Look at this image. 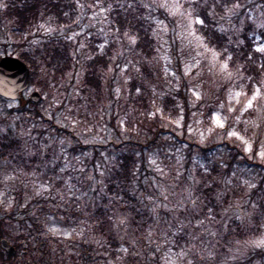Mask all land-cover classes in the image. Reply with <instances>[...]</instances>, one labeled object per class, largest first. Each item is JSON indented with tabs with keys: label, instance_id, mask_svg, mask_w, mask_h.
Wrapping results in <instances>:
<instances>
[{
	"label": "rangeland",
	"instance_id": "rangeland-1",
	"mask_svg": "<svg viewBox=\"0 0 264 264\" xmlns=\"http://www.w3.org/2000/svg\"><path fill=\"white\" fill-rule=\"evenodd\" d=\"M9 1L0 0V57L6 56L5 53L40 49L46 43L61 38L70 41L69 50L74 60L65 77L45 80L47 86L43 89V100L38 107L0 98V129L5 130L0 135L10 132L21 141V158L0 159V222L7 230L5 233L8 236L4 239L13 247L20 245L15 264H27L26 251L36 264H49V261L53 264H84V252H88L91 258L89 264H131L130 255L140 258L145 253L154 259L149 264H168V258L175 264H186V260H191L192 264H264V247L254 246V242L264 239V230L259 237L247 241L230 239L224 234L227 223L240 220L237 215L250 220L247 214L252 212L251 201L242 200L241 196L237 197L229 191L227 203H224L226 196L218 202L217 193L225 187L218 184L215 199L219 209L216 212L213 209L211 215L215 219L208 221L201 211L203 201L200 199L201 208L198 215H194L187 200V192L193 185L192 177L198 180L196 174L199 168L211 170L215 167L228 177L235 172L234 180L238 184L252 176L257 182L264 178V163L259 157L250 159L239 141L229 140L226 136L231 129L241 131L247 127L245 121L260 122L255 111L242 113L245 96H235L237 92L246 93L248 98L253 94L246 92L241 74L229 78L218 68L210 70V55L206 58L200 54L204 50L196 48L194 41L189 44L182 17L179 14L173 16L168 9L157 6L164 0L147 3L159 45L158 54L152 60L135 52L132 38L121 36L110 28L109 8L93 7L81 0L76 1L77 20L74 24L57 26L49 19H41L26 33L23 46H17L23 40L10 39V44L7 37L9 21L3 17ZM241 3L246 5L242 9L244 15L239 20L234 18L230 26L240 29L234 35L239 36L244 22L249 19L253 24L250 36L255 38L257 47L264 45V28L257 27L264 20V0H242ZM91 38L101 51L112 46L111 64L104 75L100 98L91 96L83 87L85 63L91 58L86 48ZM186 65L191 66L187 76L184 75ZM134 79L152 93V112L147 117L148 122L143 115L134 112V102H130L129 83ZM257 88L264 94V77ZM34 91L40 93L35 86H31L24 94L25 100L30 99ZM193 91L202 96L201 101L195 100ZM167 96L177 100L179 111L174 119L164 118L161 114L163 100ZM259 104H264V99ZM230 105L234 109L231 112L228 111ZM21 108L25 109L17 110ZM50 116L52 119H49ZM214 116L227 118L223 129L216 128L212 119ZM153 124L167 131L151 144L144 156L137 142H145L148 129ZM252 132L258 135L250 142L254 151H259L260 142L264 141V125L259 129L249 127L248 135L251 136ZM131 138L135 141L132 144L129 143ZM61 140L65 141L63 146L59 143ZM25 142L30 147L35 145L33 152L45 144H52V149L32 156L25 151ZM65 148L66 151H63ZM202 148L206 151L203 152ZM62 151L63 159L60 158ZM125 155L134 156L139 163L131 185V196L135 201L128 203L124 196L118 194L119 204H115V196L107 190L108 179L114 174L112 168L117 165L115 163ZM65 159L69 161L68 170L61 172ZM141 159H145L146 169L141 168ZM221 163L226 167L220 168ZM80 168L84 169L83 173L77 170ZM158 169H163V172ZM8 176L15 179L9 180ZM87 176L95 177L100 183L88 181ZM89 184L97 191H91ZM162 190L169 196V201L164 203L170 207L181 200L187 205L188 211H178L175 217L186 224L191 221L188 228L178 235L169 234L168 242L162 235L167 227L165 221L175 224L171 232H176L180 225L173 213L162 207L159 211L161 220L157 223L151 211L152 201L160 203ZM236 191L242 195L241 188ZM258 197L259 193H254L251 199L258 200ZM234 203H241L243 207L230 208ZM17 205L32 209L31 218L24 225L13 223L8 216ZM131 206H136L139 218L135 212L130 214ZM100 208L108 211L106 215L113 227L107 232L114 233L119 243L115 249L107 243V237L97 232L98 223H91V216ZM225 209H228L227 216ZM123 218H126V223L118 225L117 221ZM199 220H204V226L194 229L193 225ZM206 229L216 235L208 234ZM194 231L196 235L203 234L201 239H193ZM149 232L152 233L150 238ZM137 236L142 240L136 239ZM122 248L128 249V252L121 251ZM189 248L192 252L187 253L184 259L177 257L182 249ZM202 249H207V252H202ZM112 251L118 255L113 257ZM257 252H261L262 256ZM201 255L205 258L201 259ZM6 256L3 251V258L6 259Z\"/></svg>",
	"mask_w": 264,
	"mask_h": 264
},
{
	"label": "trees",
	"instance_id": "trees-1",
	"mask_svg": "<svg viewBox=\"0 0 264 264\" xmlns=\"http://www.w3.org/2000/svg\"><path fill=\"white\" fill-rule=\"evenodd\" d=\"M76 1L77 0L9 1L6 10L3 12V17L9 21V35H7L8 41L11 44V41L23 40L22 43L17 45L23 46L26 41V33L31 31L41 19H49L57 26H69L74 24L77 20ZM83 1L93 7L105 6L106 9L109 8L108 21L110 28L117 31L121 36L134 38L136 41L135 52L139 56L148 60H152L155 56H157L159 45L154 35L155 24L151 19L148 7H144V5H147L150 0H81V2ZM180 2L184 4L185 0H180ZM128 4H131L132 7H127ZM185 7H187V5H185ZM152 12L154 13V11ZM209 25L210 27L207 30L209 32L216 28L215 23L211 20L209 21ZM244 25L245 26L238 37H236L234 33L230 32L229 35H231L232 39L229 41L228 38L225 37L222 42L223 47L218 48L217 50L223 53L221 60H223L225 56H232V61L228 62L229 68L232 70H236L237 68L240 69V74L243 77L242 83L245 85L246 92L251 95L256 87H259L262 83L264 77V67H262V65H264V57H261L260 54L254 51L257 45L255 38L250 36V32L253 29L251 20H246ZM93 40L94 39L91 38L87 42L86 50L90 51L91 58L87 59V62L85 63L83 87L91 96L94 95L95 97L100 98L104 75L108 71L111 64L112 46L107 47L106 51H101L98 44L93 43ZM70 45L71 43L69 40L60 38L46 43L40 49L33 51L24 50L17 54L14 52L11 54H5L6 56L15 55V57L20 58L28 65L31 71V86H35L36 89L40 91V94L43 95V89L47 86V82L45 80L54 81L56 79L63 78L66 76L67 72L72 69L74 60L69 50ZM248 56H252V60H248ZM137 88L140 89L139 95H137L136 92ZM129 89L130 102H134L132 103L135 108L134 112L138 113L139 116L143 115V118L148 122L147 117H150L152 112V93L150 89L145 87L143 84H138V81L135 79L129 83ZM24 100L25 98L23 97L19 102L33 104L34 107L39 106L38 104L32 103L30 99ZM24 109L21 108L17 110L23 111ZM178 111L177 100L171 96L165 97L161 109L162 116L167 119H174L178 114ZM156 126V124H153V126L148 129V138L145 142H137L142 152H144V156L146 154V150L151 148V144H154L155 140L157 138L159 139V136H163L165 131H167H162L160 127ZM154 128H156V130H154ZM139 134L140 136L143 135L142 132ZM145 137L146 136L143 138ZM134 142L135 141H133L132 138L129 141L130 144ZM134 146L138 147L137 144ZM20 150L21 141L15 138L12 133L9 132L5 135H0L1 160H13L15 156L17 158H21L22 155L20 154ZM202 150L203 152L206 151L205 148H202ZM243 156L245 155L243 154ZM115 164L117 165H114L112 168V173L114 174L110 179H108L107 186L109 193L115 196V199H113L114 203L119 204L117 199L119 198L118 194L124 196V200H128V203L135 201L131 196V185L133 178L135 177L134 173L137 166H139L138 161L132 155H125ZM141 165V168H147L145 159H141ZM204 173L205 170L201 168L197 170L196 176L198 180H200V184H198L195 188V196H199L204 203L201 208L203 215L207 213L209 206L214 209V212L219 209V205L216 203L215 199L219 185L213 184L212 188L204 186V181L201 180ZM218 174H220V172L216 168V171L213 172L212 175L214 177ZM208 182L211 183V180ZM236 184L239 185L238 183ZM237 189L239 191V187H237ZM232 194L237 197L241 196L237 191H232ZM229 199L230 196H226L224 203H227V200ZM255 201L258 205L260 203H264L260 201V199ZM119 202L123 203L121 201ZM135 207L136 206H131L129 212L130 214H132L131 212H135L137 214V218H139L140 214H138ZM31 211L32 209L29 206L17 205L8 216L11 220H13V223L18 222L19 224L24 225L26 221L30 220ZM262 212H264V209L257 207L250 220L245 218L244 222L236 219L232 220L231 223L226 224L225 222V236L230 239H238L239 241H247L259 237L264 230V227L262 226L264 225V215H262ZM107 213L108 211H105L102 208L98 209L91 216V223H98L96 228L97 232L107 237V243H110L113 249H115L119 246V243L114 233L107 232V230L113 227L112 222H110L107 218ZM16 214L19 216L15 217ZM216 216H219V214H216ZM5 232H7V230L2 227V223L0 222V240L8 236ZM140 232H143V229H140ZM136 239H141V237L137 236ZM143 243L144 245L146 244L144 240ZM127 244L129 245V243ZM15 248L17 249V252L21 249L20 245H15ZM131 251L133 250L131 249ZM111 254L113 257H116L117 253L116 251H112ZM257 254L260 255L262 253L257 252ZM134 255L135 254H133V256H129V263L131 264H149L154 261L152 257L146 256V253L144 256H140V258L135 257ZM15 258L16 255H7L6 259H4L3 251L0 250V263L15 264ZM25 258L27 264H36V261L33 260V257L30 256L27 251L25 252ZM90 260L91 258L88 256V252H84V264H89ZM49 264L53 263L49 261Z\"/></svg>",
	"mask_w": 264,
	"mask_h": 264
},
{
	"label": "snow or ice",
	"instance_id": "snow-or-ice-1",
	"mask_svg": "<svg viewBox=\"0 0 264 264\" xmlns=\"http://www.w3.org/2000/svg\"><path fill=\"white\" fill-rule=\"evenodd\" d=\"M187 5V7H185ZM158 7L166 8L170 12L171 15L176 16L179 14L183 21H184V28H185V37L189 38L188 42L189 44H192L193 41L195 42V47L199 49H203V53H200L202 55H205L207 58L210 55L209 60V69L210 70H216L217 68L221 73H227L228 77L231 78L233 75H239L240 69L237 68L236 72L233 73L229 69V61H232V56L228 55L225 56L223 60H221V56H223L222 52H219L217 49L223 47V40L225 37L228 38L230 41L232 39L231 35H229L230 32H236L240 29L235 27H230L234 23V18L236 20H239V17L244 15V12L242 9L246 7V5H243L241 3V0H185L184 4L180 3V0H172L171 3L168 2V0H164V2L159 3L157 5ZM127 7L131 8L132 5L128 4ZM144 7H149L148 5H144ZM181 9H184L181 11ZM212 21L215 23L216 28L212 29L211 32L207 31L210 27L209 21ZM240 23H243V21H240ZM198 26V27H196ZM43 27V25H41ZM258 28H264V20H261L259 24H257ZM48 31H52L49 29ZM215 39V43H214ZM131 43L135 44L136 41L134 38L131 39ZM226 51V49H225ZM256 53L260 54L261 57H264V45L258 46L254 50ZM181 54H183V49H181ZM248 60H252V56H248ZM264 67V65H262ZM191 66L186 65L185 66V73L184 75H190ZM137 95L140 94V89H136ZM192 95L195 97L196 101H201L202 96L198 94L196 91L192 92ZM241 95L245 96L246 102L242 104V113L243 112H249L250 110L255 111L258 113V121L254 120L251 122L245 121L244 123L248 125L241 131H237L235 129H231L226 133V136L229 140H235L239 141L241 146H243V150L248 154L249 158H253L258 156L260 161L264 163V141L260 142V150L254 151L252 146V138L257 136L258 134L256 132H252V135L249 136V127L253 129H259L264 125V104H259V101L264 99V94H262L261 89L257 88L254 90L252 96L250 98L247 97L246 93L237 92L235 96L238 98ZM240 102L239 100L237 101ZM234 109L229 106L228 111L231 112ZM49 119H52L50 116ZM216 128L223 129L225 127V118H221L220 116H214L212 117ZM79 123V122H78ZM123 123V122H122ZM62 127L64 125H61ZM179 126V123L177 124ZM5 130L0 129V133H3ZM210 131H214V129H210ZM243 133V134H241ZM247 137V138H246ZM60 145L63 146L65 144V141L61 140ZM33 145L32 147H34ZM32 147L28 145L27 142H25L24 148L25 151L32 156L37 155V152L40 154H44L48 152L49 149H52V144H45L39 148H37L36 152L32 151ZM63 151H66V148L63 149ZM63 151L60 153V158H64ZM53 154L54 150H53ZM69 161L65 159V165L60 169L61 172H65L68 170L67 165ZM154 164L155 161H152ZM55 167V165H53ZM220 168H225L226 165L221 163L219 165ZM81 173L84 172L83 168L77 169ZM159 171L163 172V169H158ZM216 171V168L213 167L211 170H209L207 167H205V173L201 177V180L204 181V186L208 188H212L213 184H223L225 187L222 191L217 193V201L223 200V198L227 195L229 191L235 192L237 187L241 188L242 195L241 199L245 201H251V208L252 212L248 213L249 219L251 218L252 214L256 211L257 207L264 209V203H260L259 205L255 200H252V196L254 193H259V199L260 201L264 202V178H261V182H257L255 176H252L251 178L243 180L242 184L237 185L235 183L234 178L236 177V173L232 172L231 177H228L226 173H220L218 174V177H213L212 173ZM103 175V173H101ZM179 175V173H178ZM88 181H91L93 183H100L95 179L93 176H87L86 177ZM7 179L12 180L15 179L13 176H8ZM193 185L189 187V190L187 192V200L192 205L191 212L194 215H198L199 210L201 208L202 201H200L199 196H194L193 190L195 188V185L200 184V180H196L195 177H192ZM211 180V183L208 181ZM89 189L93 192L97 191V188L92 187L91 184H89ZM44 191H48V188H44ZM39 194V193H37ZM86 195V193H85ZM160 195L162 196V200L158 204L156 201H152V208L151 211L156 216L157 223L159 224V221L161 220V217L159 216V211L161 207L170 213H173L174 219L176 220V223H179L180 227L177 229L176 232H171L172 227L175 226V224L172 221H165V224L167 227L164 229L162 235L163 238L167 241V236L169 234L176 236L178 235L182 230L187 229L188 225L191 223V221L188 222V224L184 223V221L179 220L175 217V214L183 211H188L187 205L184 204L183 200L179 201L177 204L173 206H169L168 203H164L165 201H169V196L166 194L165 191H161ZM76 199H79V197H76ZM115 199V198H113ZM240 207H243V204L241 203H234L230 205V208L238 209ZM213 212V208L211 206L208 207L207 213H205V219L208 221H214V216L211 215ZM228 209H225V215L227 216ZM262 215H264V212H262ZM187 219V217H185ZM237 219H240L242 222H244L245 217L237 215ZM118 225H124L126 223V218L120 219L117 221ZM204 226V220H199V222L195 225H193L194 229H199ZM226 226V225H225ZM55 231V229H53ZM206 232L208 234L215 236L216 233L211 232L210 229H206ZM149 238L152 236V233L149 232ZM193 239L199 240L201 239V235H196L195 231L192 233ZM99 243V242H98ZM255 247H264V239L254 242ZM121 251L128 252V249L122 248ZM192 252V249H182L181 252L177 253V257L180 259H184L187 253ZM202 252H207V249H202ZM205 257L201 255V259H204ZM208 258L211 259L210 254L208 255ZM168 264H175V261H171L170 258H168ZM186 264H192L191 260H186Z\"/></svg>",
	"mask_w": 264,
	"mask_h": 264
},
{
	"label": "water",
	"instance_id": "water-1",
	"mask_svg": "<svg viewBox=\"0 0 264 264\" xmlns=\"http://www.w3.org/2000/svg\"><path fill=\"white\" fill-rule=\"evenodd\" d=\"M29 85L30 70L21 59L12 56L0 59V97L11 101L20 100ZM30 99L34 103H39L42 96L34 92ZM0 246L9 255L16 254V249L6 239L0 241Z\"/></svg>",
	"mask_w": 264,
	"mask_h": 264
}]
</instances>
